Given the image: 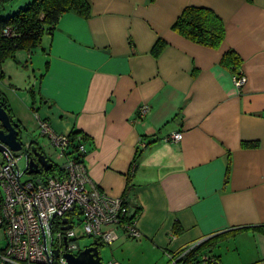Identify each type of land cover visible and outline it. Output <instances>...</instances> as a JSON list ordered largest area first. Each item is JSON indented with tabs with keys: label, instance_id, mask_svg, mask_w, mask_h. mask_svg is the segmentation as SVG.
Instances as JSON below:
<instances>
[{
	"label": "crops",
	"instance_id": "obj_1",
	"mask_svg": "<svg viewBox=\"0 0 264 264\" xmlns=\"http://www.w3.org/2000/svg\"><path fill=\"white\" fill-rule=\"evenodd\" d=\"M87 1L88 17L62 15L27 51L31 110L57 133L86 137L91 180L127 199L141 236L121 234L113 247L126 260L170 264L204 241L221 264H264V232L254 230L264 229V0ZM192 6L223 20L219 48L173 29ZM229 51L241 60L236 73L221 64ZM236 74L248 79L241 91ZM175 133L181 142L165 141ZM6 247L0 229V254Z\"/></svg>",
	"mask_w": 264,
	"mask_h": 264
},
{
	"label": "built area",
	"instance_id": "obj_2",
	"mask_svg": "<svg viewBox=\"0 0 264 264\" xmlns=\"http://www.w3.org/2000/svg\"><path fill=\"white\" fill-rule=\"evenodd\" d=\"M4 31L6 35L11 33ZM247 81L241 74L233 82L241 91ZM148 109L141 107V116L147 115ZM36 119L41 136L49 140L56 152V158H46L50 163H54V159L62 161L59 166L55 163L61 171L52 175V170L42 172L46 175L44 178L23 181L24 175H28V162L33 157L28 144L21 150L27 161L24 171L19 168L22 158L18 156L19 152L7 147L0 153V229L7 240V247L0 254V264H67L66 254L78 255L82 251L78 247L79 239L94 238L105 246H113L121 234L140 239L136 220L127 208V199L102 191L91 180L82 137L73 139L70 134L57 133L47 119L39 115ZM182 139V133H175L165 141L181 142ZM66 219L68 222L63 223ZM74 221L83 226L81 237L76 235ZM68 225L71 228L64 230ZM203 243L188 245L170 255V264H184ZM198 263L221 264L206 251L198 253Z\"/></svg>",
	"mask_w": 264,
	"mask_h": 264
},
{
	"label": "trees",
	"instance_id": "obj_3",
	"mask_svg": "<svg viewBox=\"0 0 264 264\" xmlns=\"http://www.w3.org/2000/svg\"><path fill=\"white\" fill-rule=\"evenodd\" d=\"M14 0H0V12L4 11L6 6ZM251 2L252 0H246ZM87 0H31L23 5L18 12L4 17L0 15V77L3 76V65L10 57L14 58L18 51H31L41 45L44 35L53 33V28L62 17L69 12H76L81 16L88 17L90 6ZM1 14V13H0ZM223 20L212 10L204 7H187L183 10L177 21L173 25V29L186 39L209 48H219L225 39V25ZM4 30L11 33L6 35ZM163 44H159L154 48V53L159 54ZM222 66L233 70L236 73L241 65L239 56L234 51L227 52L222 57ZM238 76V74H236ZM0 102L3 108L8 112L13 127L22 135V128L19 121L12 116L8 100L0 89ZM74 139L76 136L82 137L85 141L86 137L79 132L70 134ZM38 151L42 149L37 142H32ZM46 156V155H45ZM53 163V162H51ZM50 171L51 175L61 170L55 164ZM254 230L264 232L262 228H254ZM101 243L99 246L101 247ZM207 249V242L200 245L195 252L185 261L184 264H199L198 253Z\"/></svg>",
	"mask_w": 264,
	"mask_h": 264
},
{
	"label": "rangeland",
	"instance_id": "obj_4",
	"mask_svg": "<svg viewBox=\"0 0 264 264\" xmlns=\"http://www.w3.org/2000/svg\"><path fill=\"white\" fill-rule=\"evenodd\" d=\"M17 4L16 0H14L12 3H10L8 6H6L4 11H1L0 15L6 17L9 15H12L16 12H18L19 7L15 6ZM28 52L26 50L18 51L15 54L14 58H9L6 60V62L3 65V76L0 77V87L1 91L4 92L7 96V99H10L12 101L13 106L16 110V116L18 120H20L21 128H22V135L21 140L28 144L31 142H37L39 144V147L42 149L49 159L56 158V152L53 150V147L51 146L50 142L46 137L41 136V132L39 130L38 122L36 119V115H34V111L31 110V106L33 105V95H32V80L31 78V64L29 60V56L27 54ZM29 60V61H28ZM29 62L28 68H25L24 65H26ZM17 62H22L21 68L17 67ZM18 70V72H17ZM29 71V72H28ZM29 78V79H28ZM27 97V100L24 98ZM21 158L19 164V168L24 171L27 166V161L25 157V153L19 151L18 153ZM0 159L2 160V155L0 154ZM54 163H56L58 166L62 164V161H56L54 159ZM46 175L45 173H42L40 175H24L23 181L27 180H35L39 177L44 178ZM75 223V232L78 237H81V234L83 233V226L80 225V223H77V221H74ZM94 241V238L85 237L82 239H79L77 242L79 244L78 247H80L81 250L89 247L92 245ZM129 250H132V246L128 248ZM125 254V253H124ZM100 255L102 258V261L104 264H109L110 261L114 258L118 259L117 256L120 258H123V261H126V264H149L146 261L144 262H138L135 258V256L130 257L129 254V260H126V255L124 256L120 248H114L113 246H105L101 245L100 247ZM124 256V257H123ZM119 260V259H118ZM122 264V261H121Z\"/></svg>",
	"mask_w": 264,
	"mask_h": 264
},
{
	"label": "water",
	"instance_id": "obj_5",
	"mask_svg": "<svg viewBox=\"0 0 264 264\" xmlns=\"http://www.w3.org/2000/svg\"><path fill=\"white\" fill-rule=\"evenodd\" d=\"M8 112L3 108L0 102V153H3L6 148H10L14 152H19L26 145L21 139L20 132L13 127ZM30 152L33 157L28 162L29 170L28 175L35 174L40 175L42 172H49L53 168V163L46 158V156L38 151L33 146V143H28ZM68 222L64 220L63 223ZM71 226H65L64 230L70 229ZM56 257L58 253L55 252ZM100 246L98 241H93L92 245L82 250L78 255L66 254L65 260L67 264H104L102 258H100Z\"/></svg>",
	"mask_w": 264,
	"mask_h": 264
}]
</instances>
